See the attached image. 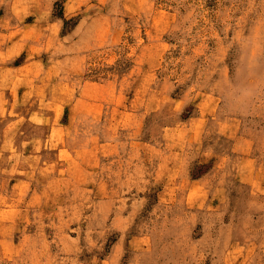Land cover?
<instances>
[{"label":"rangeland","instance_id":"1","mask_svg":"<svg viewBox=\"0 0 264 264\" xmlns=\"http://www.w3.org/2000/svg\"><path fill=\"white\" fill-rule=\"evenodd\" d=\"M0 264H264V0H0Z\"/></svg>","mask_w":264,"mask_h":264}]
</instances>
